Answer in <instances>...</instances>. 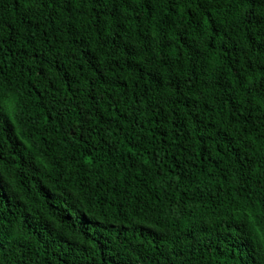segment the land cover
Returning <instances> with one entry per match:
<instances>
[{
  "label": "trees",
  "instance_id": "obj_1",
  "mask_svg": "<svg viewBox=\"0 0 264 264\" xmlns=\"http://www.w3.org/2000/svg\"><path fill=\"white\" fill-rule=\"evenodd\" d=\"M0 264H264V0H0Z\"/></svg>",
  "mask_w": 264,
  "mask_h": 264
}]
</instances>
